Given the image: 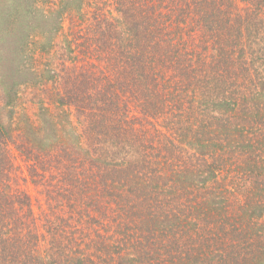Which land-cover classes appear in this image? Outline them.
<instances>
[{
    "label": "trees",
    "instance_id": "obj_1",
    "mask_svg": "<svg viewBox=\"0 0 264 264\" xmlns=\"http://www.w3.org/2000/svg\"><path fill=\"white\" fill-rule=\"evenodd\" d=\"M0 264H264V0H0Z\"/></svg>",
    "mask_w": 264,
    "mask_h": 264
},
{
    "label": "rangeland",
    "instance_id": "obj_2",
    "mask_svg": "<svg viewBox=\"0 0 264 264\" xmlns=\"http://www.w3.org/2000/svg\"><path fill=\"white\" fill-rule=\"evenodd\" d=\"M106 12L107 11L104 10L103 14L106 15L107 14ZM170 22L171 21H168V22L163 21L164 24L161 28H164L165 32H167L169 30ZM69 26H70V24L67 23L65 26V29H64L65 35L60 36L58 39H56V41H55V53H53V57H52V54H46L47 59L44 60L45 64H46L44 66L46 68L59 69L58 65L55 63H60V61L63 59V57L65 58L70 54V52L68 51V47L70 46V44L72 45V52H74L75 55H77L78 65L85 64L82 62V60L85 59L84 58V52H87V49L89 47L88 45L91 43L90 37H93L92 35H90L88 33L91 30L90 28H93V25H89L87 23H75V24H73L74 27L71 30L69 29ZM174 43H175V41H174ZM88 51H90V50H88ZM255 54H257V52ZM86 57L89 58L90 60L93 59L91 53L90 54L87 53ZM253 58H255V57L253 56ZM52 64H53V66H52ZM186 88H187V85L185 86V89ZM185 89H184V92H189V91H186ZM62 118H63V116L61 114L60 120H63ZM129 119H130L129 124H130L131 128L134 126V127L140 128V129L148 130V132L146 133V136H148L150 132H153L154 128H152V125L149 124V121L151 119L148 122H145L143 120V117H141V115L139 113H136V114L129 116ZM29 191H30L33 198L39 195V192H37V190L34 188V186L32 184L29 185ZM33 203H34L36 213H39V210L37 209V207H39L38 203L35 200ZM42 204H44V202H42Z\"/></svg>",
    "mask_w": 264,
    "mask_h": 264
}]
</instances>
